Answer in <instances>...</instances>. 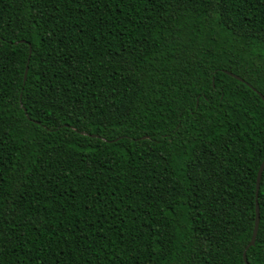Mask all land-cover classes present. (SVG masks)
Returning <instances> with one entry per match:
<instances>
[{"label": "trees", "instance_id": "trees-1", "mask_svg": "<svg viewBox=\"0 0 264 264\" xmlns=\"http://www.w3.org/2000/svg\"><path fill=\"white\" fill-rule=\"evenodd\" d=\"M260 95L264 0H0V264H264Z\"/></svg>", "mask_w": 264, "mask_h": 264}, {"label": "water", "instance_id": "water-1", "mask_svg": "<svg viewBox=\"0 0 264 264\" xmlns=\"http://www.w3.org/2000/svg\"><path fill=\"white\" fill-rule=\"evenodd\" d=\"M26 71H27V69L25 70V75H26ZM25 75H24V79H25ZM235 77H236V76H235ZM236 78H237V77H236ZM260 96H261V95H260ZM261 98H262V100L264 101V97L261 96ZM263 169H264V160L262 161V163H261V165H260V167H259V170H258V172H257L256 194H257V191H258V188H259V182H260V179H261V173H262ZM255 211H256V209H255ZM255 219L259 220V214L257 215V211H256ZM256 233H257V228H254V229H253V232H252L251 240H250L248 246L245 248V251L243 252V260H244L245 264H248L247 261H246L245 252H246V250H247V248H248L249 246H253L254 241H255V237H256Z\"/></svg>", "mask_w": 264, "mask_h": 264}, {"label": "snow or ice", "instance_id": "snow-or-ice-1", "mask_svg": "<svg viewBox=\"0 0 264 264\" xmlns=\"http://www.w3.org/2000/svg\"><path fill=\"white\" fill-rule=\"evenodd\" d=\"M261 179L264 180V173H261ZM259 207H260V202L257 201L256 202L257 215L259 214ZM253 226H254V228H259L260 227V221L254 218ZM243 230H244L243 228L240 229V231H243Z\"/></svg>", "mask_w": 264, "mask_h": 264}]
</instances>
